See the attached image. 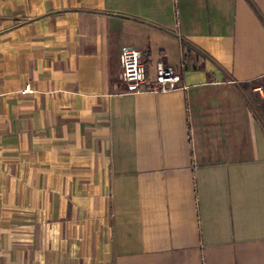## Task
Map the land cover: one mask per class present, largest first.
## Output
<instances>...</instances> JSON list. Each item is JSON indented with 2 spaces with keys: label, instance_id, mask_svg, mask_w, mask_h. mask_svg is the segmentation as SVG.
<instances>
[{
  "label": "crops",
  "instance_id": "obj_1",
  "mask_svg": "<svg viewBox=\"0 0 264 264\" xmlns=\"http://www.w3.org/2000/svg\"><path fill=\"white\" fill-rule=\"evenodd\" d=\"M0 264H264V0H0Z\"/></svg>",
  "mask_w": 264,
  "mask_h": 264
},
{
  "label": "built area",
  "instance_id": "obj_2",
  "mask_svg": "<svg viewBox=\"0 0 264 264\" xmlns=\"http://www.w3.org/2000/svg\"><path fill=\"white\" fill-rule=\"evenodd\" d=\"M120 78L126 83L127 91L140 92H166L175 88H184L180 85L181 75L171 66L162 61L156 62V72L151 85L145 87L147 81V68L142 53L136 48L124 45L119 50ZM31 92L27 85L20 90L21 94Z\"/></svg>",
  "mask_w": 264,
  "mask_h": 264
},
{
  "label": "trees",
  "instance_id": "obj_3",
  "mask_svg": "<svg viewBox=\"0 0 264 264\" xmlns=\"http://www.w3.org/2000/svg\"><path fill=\"white\" fill-rule=\"evenodd\" d=\"M144 63H145V65L147 66V62H146V59L144 58Z\"/></svg>",
  "mask_w": 264,
  "mask_h": 264
}]
</instances>
